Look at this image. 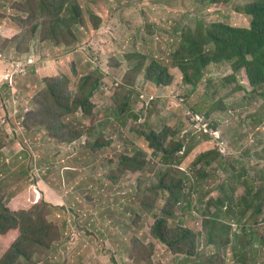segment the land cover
I'll use <instances>...</instances> for the list:
<instances>
[{
    "label": "rangeland",
    "instance_id": "1",
    "mask_svg": "<svg viewBox=\"0 0 264 264\" xmlns=\"http://www.w3.org/2000/svg\"><path fill=\"white\" fill-rule=\"evenodd\" d=\"M39 1L0 0V61L5 60L8 67L2 75H10L0 78V203L8 198L5 205L12 212L39 215L35 223L41 225L44 219L50 233V249L36 248L33 262L28 264H233L229 246L202 249L201 214L206 215L209 198L216 196L214 189L224 180L232 182L229 193L233 199L241 196L245 187L253 194L264 185V98L259 97L260 91L251 90L244 70L231 72L229 62L208 65L201 71L200 80L189 77L186 83L180 66L190 64L191 57L174 59L172 55L182 31L193 32L198 24L248 27L250 17L238 9L251 0H229L220 7H202L194 0H62L55 5H59L63 19L74 20L78 15L72 6H79L83 13L79 15L80 24L58 39L51 38L47 20L40 12L31 13L30 8L39 6ZM36 24L40 25L38 30L31 33ZM74 37L76 41L72 42ZM210 47L212 54L214 47ZM205 51L208 55V49ZM17 53L25 56L19 59ZM28 59L33 64L22 71ZM151 65L155 71L149 73L146 68ZM162 70H166L162 79L170 78L168 84L155 81ZM147 73L149 78L145 77ZM86 75L98 77L99 84L91 99V115L83 117L79 109L61 119L63 133L81 132V136L71 144L52 138L46 115L38 116L39 111H48L47 90L49 95V85L54 84L51 81L47 87L44 79H66L68 95L77 96L80 80ZM226 75L234 81L226 82ZM218 105H222L221 110ZM183 107L205 119L212 132L192 136V130L182 123ZM147 133L158 138L161 147L150 146L145 140ZM100 135L106 145L90 151ZM177 141L183 146L173 159L189 145L192 148L179 158L178 166L162 163H171L170 154L163 158L162 150ZM81 146L86 151L81 152ZM74 151L79 156L74 167L78 174L70 175L67 184L69 173H64L62 166ZM139 152L146 156L144 169L127 172L112 191L106 190L101 177L108 170L104 168L107 160L117 162L123 155ZM207 153L212 156L201 157ZM27 164L31 168L27 169ZM165 167L173 178H183L181 190L187 198L181 209L175 206L177 217L169 224L190 227L200 234L198 256L185 258L174 253L150 234L154 221L149 214L153 212L151 203L145 207L134 187L139 179L157 181ZM23 168L26 177L20 174ZM200 168L207 171L202 181L196 178ZM242 168L246 169L243 180L235 175ZM87 183V188H78ZM91 187L96 195L105 197L101 204H86ZM65 195L74 209L82 208L68 212ZM235 205L236 223L232 226L241 219L243 210L240 201ZM92 209L96 216L87 224V213L92 215ZM106 210L115 213L122 228L113 227L116 222L114 218L111 222ZM139 214L141 219L137 218ZM243 217L249 219L250 212ZM254 223L257 240L251 242V248L257 264H262L264 245L258 238L264 237V206ZM18 236L17 230H11L2 239L6 244L22 242ZM83 247L88 250L86 258L77 261L74 255ZM25 249L31 254L30 247Z\"/></svg>",
    "mask_w": 264,
    "mask_h": 264
},
{
    "label": "trees",
    "instance_id": "2",
    "mask_svg": "<svg viewBox=\"0 0 264 264\" xmlns=\"http://www.w3.org/2000/svg\"><path fill=\"white\" fill-rule=\"evenodd\" d=\"M62 0H41L39 6H32L30 11L32 14L40 12V15L46 18V22L51 30L50 35H53L52 39H58L60 34L68 33L72 31V27L80 24L79 15H81L82 9L79 6H72V11L75 16L74 20L63 19L59 13V5L55 3ZM199 6L205 7L211 5L214 7H220L226 5L229 0H194ZM239 13L250 17L249 26L246 28L233 27L224 23L211 24L209 27H205L203 24H198L195 31L183 30L178 37L177 49L173 52L172 57L174 59L187 60L191 57V63L180 66L183 75L184 82L188 83L189 77L200 80L202 77V70L211 64H220L222 62H229L231 66V72H237L244 70L247 83L252 91H260L259 97L264 98V0H251V2L245 4L243 7L238 9ZM78 12V13H76ZM39 24L32 27L31 33H35ZM49 30V31H50ZM192 34V35H191ZM33 40H34V35ZM76 38L72 39L75 42ZM210 44L213 45L214 51L210 54ZM208 49V55H205ZM205 52V53H204ZM18 54V53H17ZM19 59L25 54H18ZM5 60L0 61V76L3 77L7 72V65ZM153 66L151 65L148 70L149 73L152 71ZM6 72L2 75V73ZM162 75H166V70L159 72L157 83L163 82L169 83L170 78L167 80L162 79ZM227 76V77H226ZM225 81L232 83L234 78L226 75ZM149 78V75H145ZM54 84H50V82ZM45 86L49 85V95L47 90V98L49 100L48 111L41 110L38 113L39 117L45 116L46 121H49V130L51 137H58L63 142L71 144L75 142L80 136L81 132H71L69 135L63 133L64 128L61 124V119L69 114H74L77 110H81L84 114L83 117L90 116L91 99L94 95L95 89L99 86L98 77L92 75H86L80 80L79 88L76 93L68 95L67 91V80L57 78H46L44 79ZM194 85L195 83H189ZM197 84V82H196ZM195 84V85H196ZM5 85V84H3ZM1 86V84H0ZM64 91V92H63ZM126 105V104H125ZM218 110L222 109V105H218ZM39 107H36L38 112ZM122 111V110H121ZM67 136V137H66ZM152 147H161L158 138L153 137L150 133L145 135V140ZM104 136L100 135L93 143L90 151H96L102 149L106 144L104 143ZM71 142V143H69ZM182 143L177 141L170 149L162 150V157L166 158L170 154L171 163H167L163 160L162 163L168 166H173L178 163L179 157L173 159V154L182 148ZM192 145H189L184 150L186 154ZM81 152L86 151V148L81 146ZM1 152V151H0ZM74 151L71 156H67V165L62 166L64 173H69L67 184L71 181L70 175L78 174L74 172L75 162L78 161V157ZM218 155V154H217ZM26 156V154H24ZM212 156L210 153L201 155V157ZM28 158V155L26 156ZM146 156L144 153H133L130 155H123L119 157V161L115 162L113 159L107 160V164L104 166L108 169L107 172H103L101 181L104 188L108 191H112L118 183L120 176L125 175L127 172L135 173V171L144 169L146 165ZM206 165L210 162L201 159ZM48 162V160H47ZM32 166V165H31ZM28 164L26 168H31ZM246 169L242 168L235 175L241 180L244 179ZM20 174L23 177L27 175L24 173V168L20 170ZM242 174V176H240ZM207 175V171L200 168L196 171V178L198 181L204 180ZM235 178V176H233ZM243 178V179H242ZM99 186V183H94ZM246 182L242 185L246 186ZM184 181L181 178H173L168 167L163 169V174L157 181L148 182L138 180L134 190L136 196H140V202L143 199L145 207L151 203L150 209L153 211V223L150 225L151 236L161 245L166 246L169 250L174 253L181 254L185 258L198 256L197 252V238L200 235L190 227H182L174 225L170 226L169 221L176 218L175 206L184 204L186 198V192L182 191L181 188L184 186ZM89 183L80 184L79 189L87 188ZM230 182H225L216 186L214 191L216 192L215 197H210L208 206L205 207L204 211L206 215L201 214V237L204 236V244L201 246L205 250L208 246L216 247L220 250L221 246H229L230 255L233 264H257L255 260V251L251 248L252 241H256L254 221L261 214V207L264 206V185H259L253 194H249L247 188H244V192L241 196L233 199L230 197L229 190ZM87 190V189H85ZM150 192V193H147ZM85 200L86 204L95 205L97 202L101 204V201L105 198L102 195H96L93 187L87 190ZM9 197V194H8ZM67 201V211L72 213L80 210L81 206L74 209V204L70 203L68 195H65ZM240 201L242 203L243 210L241 212V219L237 221L236 227L233 230L231 223H236V205L235 203ZM5 201L3 204L0 203V264H20V258L27 264L33 262V258L37 252L36 248L41 250H49L50 245L47 241L50 233L47 232L48 228L46 222L43 219L41 225H37L35 222L39 215L33 213H14L6 207ZM85 204V203H83ZM120 205V201L117 203ZM62 207V206H60ZM211 207L213 210L211 211ZM92 215L87 213L88 220L87 224L93 222L92 216H96L95 210H91ZM124 214L126 211L121 210ZM250 212L251 217L246 219L244 214ZM78 213V212H77ZM105 214L110 218L111 222L114 218L115 222L113 227H123V224L116 219L115 213L112 215L109 210H106ZM123 214V215H124ZM104 216V214H103ZM142 215H137L138 219H141ZM112 226V225H111ZM11 230H17L21 240L10 241L8 244L3 242L2 235H7ZM22 236V237H21ZM202 239V238H201ZM237 239L236 243H232V240ZM259 244H264V237L258 238ZM24 246V248H23ZM31 248V254L26 252L25 248ZM87 248L83 247L81 251L77 252L74 256L77 261L84 260L87 255ZM264 264V262H261Z\"/></svg>",
    "mask_w": 264,
    "mask_h": 264
},
{
    "label": "clouds",
    "instance_id": "3",
    "mask_svg": "<svg viewBox=\"0 0 264 264\" xmlns=\"http://www.w3.org/2000/svg\"><path fill=\"white\" fill-rule=\"evenodd\" d=\"M0 78H1V76H0ZM180 115L182 116V119H184V121H182V123H183V125H184V128H187V129H190V130H192L191 132H189L192 136L193 135H197L196 133H198V134H201V133H204V134H206V133H209V131H211V129H210V124L207 122V121H205V119H199V118H197L196 116H193V115H191L189 112H188V108L187 107H183L182 108V111H180ZM212 132V131H211ZM192 148V147H191ZM190 148V149H191ZM179 151V150H178ZM185 155V153L183 152L180 156H179V158L180 157H183ZM177 166H178V163L176 164ZM221 169L223 170V172L225 173V174H228L227 172H226V168L224 167V166H222L221 165ZM177 172L178 173H181V169H179L178 167H177ZM183 179V178H182ZM229 182H230V187L232 186V182L230 181V179H227ZM226 180H224V181H222L221 183H223V182H225ZM220 183V184H221ZM217 186V185H216ZM229 187V188H230ZM229 188L227 189V190H229ZM230 195H231V193H230ZM212 197H215V196H212ZM234 227V229L233 230H235L236 229V227L235 226H232V228ZM262 245H264V244H262Z\"/></svg>",
    "mask_w": 264,
    "mask_h": 264
},
{
    "label": "built area",
    "instance_id": "4",
    "mask_svg": "<svg viewBox=\"0 0 264 264\" xmlns=\"http://www.w3.org/2000/svg\"><path fill=\"white\" fill-rule=\"evenodd\" d=\"M25 64H26V66L22 65V71H25L26 69H29V68H27V67H28L29 65H32V64H33V60H32V59H28V60L25 62ZM20 65H21V63L18 64L16 67L19 68ZM11 67L14 68V66H11ZM12 74H14V73H12ZM5 76H10V75H5Z\"/></svg>",
    "mask_w": 264,
    "mask_h": 264
},
{
    "label": "crops",
    "instance_id": "5",
    "mask_svg": "<svg viewBox=\"0 0 264 264\" xmlns=\"http://www.w3.org/2000/svg\"><path fill=\"white\" fill-rule=\"evenodd\" d=\"M2 67V66H1ZM1 67H0V69H1ZM1 84V83H0ZM2 85V84H1Z\"/></svg>",
    "mask_w": 264,
    "mask_h": 264
}]
</instances>
